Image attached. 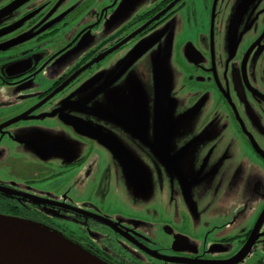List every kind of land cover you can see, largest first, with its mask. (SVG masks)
I'll return each instance as SVG.
<instances>
[{
  "label": "flooded vegetation",
  "instance_id": "af4514ba",
  "mask_svg": "<svg viewBox=\"0 0 264 264\" xmlns=\"http://www.w3.org/2000/svg\"><path fill=\"white\" fill-rule=\"evenodd\" d=\"M157 29L168 33L152 62L160 95L174 87L173 59L171 94L186 101L110 113L106 91L85 82ZM15 102L20 113L0 115L1 214L32 218L105 264H264V0H0V103ZM193 115L192 144L205 131L220 144L181 166L176 138L188 130L175 129ZM64 116L78 141L65 144ZM104 128L123 133L116 155L94 136ZM118 182L143 197L122 213ZM61 185L65 202H51L46 188Z\"/></svg>",
  "mask_w": 264,
  "mask_h": 264
},
{
  "label": "rangeland",
  "instance_id": "374dc122",
  "mask_svg": "<svg viewBox=\"0 0 264 264\" xmlns=\"http://www.w3.org/2000/svg\"><path fill=\"white\" fill-rule=\"evenodd\" d=\"M123 18H124L123 16H120L118 18L119 22H121ZM160 32L161 31L158 29L154 30L153 33L147 35L146 39L143 42L140 41L136 43L135 46L134 45L131 47L128 46L122 49V51H117L116 52L117 56H114L111 59V61L106 62L104 67H101L98 73H95L92 76H90V79H88L85 82L84 85L87 89H90V90L94 89V91L96 92L100 90L99 91L100 93L106 91L103 97L104 100L102 101V104H104L106 108L109 107L110 113H115L116 115H120L121 111L117 109L115 105H121L126 109L135 110V108H140L141 106L150 105L151 99H153L154 101L158 100L160 102L164 101L167 104L168 103L171 104V102L173 101V104L171 105H176L177 100L180 101L181 103L183 101H186L185 100L186 97L184 96L177 97L176 95L172 96L171 94L173 93V90L179 85L178 84L179 82H176V80L178 79V76L180 74L178 73L179 65L175 66V63H173V59H171L169 63H167V68L168 66L171 68V72L169 73L167 80H169V78L172 77L174 81V87L172 90L169 89L168 95H164L165 97H162L160 95L161 94L160 88L165 86L166 83L164 80L162 81L160 74L155 72L153 68V64H152L154 60L153 57H155V55H157V52H158L156 51V48H161L164 45L165 43L164 38L166 35H168L167 32L162 31L161 34ZM159 35H160V38L155 40V38ZM173 47H174V42H172V46L170 49L171 56L172 54H174ZM70 52H75V49H72ZM107 83H110L109 86L107 87L108 89L105 88V85ZM150 94H152L153 97H150ZM143 96L148 97L149 100H146V98L142 99L141 97ZM113 98H116L120 101H117V102L110 101V100H113ZM185 105L187 106V104ZM23 109L24 108L21 103H17V102L0 103V115H4V116L7 114L16 115L17 113H20ZM195 114L198 115L199 111ZM194 115L190 117V119H185V122L181 123L178 129H175L176 132H179L180 130H188V132H184L186 133L185 135L184 133L179 132L178 133L179 135H177V138H176L177 145L175 146V150L178 151V154L181 157L180 159L177 160L176 163L181 166L191 164L193 162L192 158L195 156L194 153L199 154L197 150L202 149L203 147L214 146V145L220 144L217 138L214 139V140H217V142L214 140L212 141V137L210 135V132L208 131H205V132H202V134H199L198 135V138H200L199 142H197L196 144L195 143L192 144V137L194 135L192 134L191 129H194V127H190V125H191V122L193 121L195 122L198 120L196 118H193ZM87 116L88 115L85 116L86 117L85 119H90ZM64 119H65L64 122L66 124V127L71 131L70 133L73 134V138L71 135H69V133L65 134V144L71 143V141H78L80 137H83V132L79 130V127L75 129L72 127V126H75L76 124L74 125L72 122L66 121V120H70L71 116H68V117L64 116ZM16 120L23 121V118L18 117ZM86 124H88L87 120H86ZM113 130L115 129L111 128V130L109 129L106 130L104 128V130H102L101 132L99 131V132L103 136V138L107 140V142L113 143V145L111 144V149H112V153L116 155V150L119 147L118 138L120 136V139H121V137H123V133H116V132L114 133ZM203 133L208 134V139L204 140ZM84 136L90 138L87 135H84ZM188 146H190V149H192L191 151H189L192 154L191 155L186 154L183 156V154L189 150L186 148ZM212 155L213 157L220 156L219 149L214 148ZM117 157L118 156H116L115 159ZM11 162H12V165L15 166L14 168L24 165L21 160H19L18 162H15L12 160ZM207 162H209V164H211V166L213 167L216 165L224 166V164L221 163V160L216 159V158L208 159ZM115 164L116 165L112 169V171H115V172L117 171V173L115 174V177H117L118 179H122L124 186L125 185L128 186L129 184L128 185L126 184L128 179L125 176V174L122 173V170L124 168L120 166V162H116ZM245 169H246V175H247L246 179L247 180H249L248 178H251V177L257 179L256 177L258 174L254 172L252 166H246ZM259 172H261V176L259 177L261 179L263 178V183H264V172L260 168L258 169L257 173ZM40 175L41 174H39L38 176ZM38 185H39L38 183H34L33 188L41 190V188H39ZM116 185H118V187L121 188L120 191L116 192V194L126 197L125 198L126 201H118V203L121 205L119 208V211L121 213L123 211V207H129L127 206V204L130 201V199L135 200V202L137 203H140L139 201L143 200L142 196L135 197V196H132L130 193H127L125 189L123 188V185H121L120 182H118ZM249 189H250L249 186H247L246 187V190H247L246 197H247L248 204L250 206V210L252 211L255 207V201L251 197ZM46 190L48 192H50V190L51 192L53 190L56 191V192H53L56 197L49 198V199H52L51 202L53 200L54 202H58L61 204L65 202V199L63 196L64 194L63 185L58 186L55 189L46 188ZM58 211L59 210L54 207L50 209L51 214H57Z\"/></svg>",
  "mask_w": 264,
  "mask_h": 264
},
{
  "label": "water",
  "instance_id": "95a60500",
  "mask_svg": "<svg viewBox=\"0 0 264 264\" xmlns=\"http://www.w3.org/2000/svg\"><path fill=\"white\" fill-rule=\"evenodd\" d=\"M94 136L101 140L100 132ZM0 264L105 263L44 225L0 213Z\"/></svg>",
  "mask_w": 264,
  "mask_h": 264
},
{
  "label": "trees",
  "instance_id": "16d2710c",
  "mask_svg": "<svg viewBox=\"0 0 264 264\" xmlns=\"http://www.w3.org/2000/svg\"><path fill=\"white\" fill-rule=\"evenodd\" d=\"M24 219H26V218H24ZM26 220H28V221H30V222H31V221L36 222V220H34V219H32V218H31V219H26ZM36 223L39 224V222H36ZM40 225H41V224H40Z\"/></svg>",
  "mask_w": 264,
  "mask_h": 264
}]
</instances>
